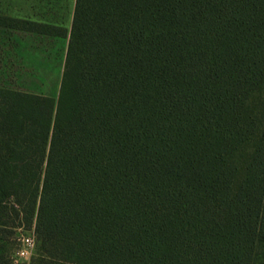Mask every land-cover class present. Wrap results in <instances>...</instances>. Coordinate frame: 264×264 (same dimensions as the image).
<instances>
[{"label":"trees","instance_id":"trees-1","mask_svg":"<svg viewBox=\"0 0 264 264\" xmlns=\"http://www.w3.org/2000/svg\"><path fill=\"white\" fill-rule=\"evenodd\" d=\"M2 68L0 264H264V0H76L57 93Z\"/></svg>","mask_w":264,"mask_h":264},{"label":"rangeland","instance_id":"rangeland-1","mask_svg":"<svg viewBox=\"0 0 264 264\" xmlns=\"http://www.w3.org/2000/svg\"><path fill=\"white\" fill-rule=\"evenodd\" d=\"M76 0H0L3 15L60 26L64 36L31 32L0 31V66L3 79L13 87L43 94H55L65 63ZM11 35V39L9 38ZM32 232L18 229L12 242L15 264H29L32 249L27 239Z\"/></svg>","mask_w":264,"mask_h":264},{"label":"built area","instance_id":"built-area-1","mask_svg":"<svg viewBox=\"0 0 264 264\" xmlns=\"http://www.w3.org/2000/svg\"><path fill=\"white\" fill-rule=\"evenodd\" d=\"M27 245L28 247H30L32 250L34 249V245H35V238L34 236H32L31 238L27 239Z\"/></svg>","mask_w":264,"mask_h":264},{"label":"crops","instance_id":"crops-1","mask_svg":"<svg viewBox=\"0 0 264 264\" xmlns=\"http://www.w3.org/2000/svg\"><path fill=\"white\" fill-rule=\"evenodd\" d=\"M54 25V24H53Z\"/></svg>","mask_w":264,"mask_h":264}]
</instances>
